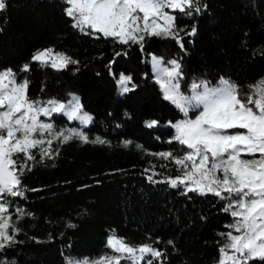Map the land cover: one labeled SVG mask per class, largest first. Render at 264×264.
<instances>
[{"label": "trees", "instance_id": "16d2710c", "mask_svg": "<svg viewBox=\"0 0 264 264\" xmlns=\"http://www.w3.org/2000/svg\"><path fill=\"white\" fill-rule=\"evenodd\" d=\"M201 3L207 7L199 15L175 13L177 27L184 29L183 50L174 40L146 37L141 51L131 42L121 45L99 33L85 35L74 29L63 0H7L6 10L0 12V69L12 68L18 77L26 76L32 100L79 95L83 110L93 115L83 129L89 141L96 137L107 141H53L59 154L52 159H42L37 151L36 161L29 162L31 170L21 177L24 196L6 198L12 200L9 213L19 229L17 243L0 254L8 264L97 258L109 252L105 244L110 233L132 246L153 244L165 251V264H217L218 249L225 242L221 233L231 231L227 226L234 222L223 211L226 200L185 194L182 187L147 180L154 173L157 181L180 175L173 161L153 154H181L167 123L182 116L162 98L150 55L165 62L180 60L182 92L194 80L215 84L224 77L239 85L243 95L249 92L248 85L264 78V0ZM193 26L196 34L186 35ZM46 48L79 63L62 70L32 63L33 53ZM26 63H31V71L19 73ZM120 74L130 75L136 87L116 97ZM51 118L57 130L79 127L61 114ZM151 120L158 124L146 127ZM124 141L132 144L125 147ZM17 207L23 214L15 212Z\"/></svg>", "mask_w": 264, "mask_h": 264}, {"label": "snow or ice", "instance_id": "6c2138e0", "mask_svg": "<svg viewBox=\"0 0 264 264\" xmlns=\"http://www.w3.org/2000/svg\"><path fill=\"white\" fill-rule=\"evenodd\" d=\"M63 3L64 13L74 29L85 35L99 33L121 45L131 42L139 45L141 51L146 37L174 40L183 50L180 33L184 29L177 27V15L173 13L191 18L207 7L201 0H63ZM6 8L7 0H0V12ZM195 34V26L186 32L188 36ZM31 62L56 70L79 63L52 48L37 50ZM151 67L162 98L174 105L183 119L169 122L175 130L172 140L181 146V154L172 151L153 154L173 161L180 175L157 181L153 179L154 173L147 180L182 187L185 194H211L226 200L223 211L230 213L234 222L227 226L231 231L221 233L225 242L218 249L217 264H264V78L248 85L249 92L243 95L239 85L224 77L214 86L209 81L194 80L189 86L191 94L186 95L181 91L184 73L180 60L165 62L162 57L152 55ZM18 71L28 73L31 63ZM116 82L121 94L136 87L130 75L120 74ZM28 87L29 80L26 76L18 77L17 70L0 69V254L17 243L15 233L19 232L8 214L12 200L6 198L24 196L21 177L31 170L29 162L36 161L37 151L42 159H52L59 154L53 150V141L107 143L100 137L89 141L81 129L57 130L53 123L40 119L53 113H67L69 119L85 126L90 124L92 117L84 112L78 96L69 94L67 103L58 100L42 103L29 98ZM190 111L197 112L195 118L189 116ZM157 124L156 120L147 121L146 127ZM131 144L124 141L125 147ZM136 147L143 150L142 145ZM15 212L23 214V209L17 207ZM167 244L174 247L171 240ZM105 246L108 253L91 259L66 258V264H121V261L165 264V251L151 243L132 246L124 238L111 234ZM0 264H8L2 255Z\"/></svg>", "mask_w": 264, "mask_h": 264}, {"label": "rangeland", "instance_id": "374dc122", "mask_svg": "<svg viewBox=\"0 0 264 264\" xmlns=\"http://www.w3.org/2000/svg\"><path fill=\"white\" fill-rule=\"evenodd\" d=\"M173 14H175V13H173ZM47 49V48H46ZM57 52H60V51H57ZM153 55V54H152ZM152 55H150V58H149V63H150V67H151V56ZM155 56H157V55H155ZM157 57H160V56H157ZM7 69V68H6ZM151 71H152V67H151ZM152 75H153V78H154V74H153V71H152ZM225 79H227V78H225ZM155 80V79H154ZM229 80V79H228ZM219 81V80H218ZM218 81L215 83V84H211V85H216L217 83H218ZM192 83V82H191ZM191 83H190V85H191ZM197 83H199V81L197 82ZM189 85V86H190ZM130 87V86H129ZM186 95H190L191 93H190V91H189V88H188V91H186V92H184ZM71 94H74V95H76V96H78L79 97V95H77L76 93H71ZM125 94V93H124ZM123 94H121L120 92H119V86H118V84H117V91H116V97H118V96H122ZM70 96H69V98L68 99H66V100H58V101H60V102H63V103H67L69 100H70ZM49 100H57V99H47V100H41V99H39V100H37V101H40V102H42V103H44V102H47V101H49ZM84 112H86V113H88L89 115H91V117H92V121H93V115L92 114H90L89 112H87V111H85L84 110ZM191 112L192 111H190L189 112V116L190 117H192V118H195V115L197 114V112L196 111H193V112H196L195 113V115L194 116H192L191 115ZM54 114H61V115H63L68 121H70V122H72V123H77V125H79V127H75V128H77V129H81V130H83V129H85V128H87L90 124H88V125H82L81 123H80V121H78V120H72V119H69L68 118V116H67V113H53L52 115H54ZM182 115V114H181ZM52 117V116H51ZM51 117H44V116H41L40 117V119L41 120H43V121H45V122H49V123H52V118ZM180 119H183V115L180 117ZM180 119H178V120H180ZM178 120H176V121H178ZM175 121V122H176ZM175 122H172V123H175ZM167 125H169V126H171L170 125V123H167ZM174 132H175V130H174ZM244 158H251V157H247V156H245ZM174 177H176V176H174ZM173 177V178H174ZM226 204H227V201H226ZM8 214H10V213H8ZM111 234H113V233H110V235ZM235 234V233H234Z\"/></svg>", "mask_w": 264, "mask_h": 264}]
</instances>
